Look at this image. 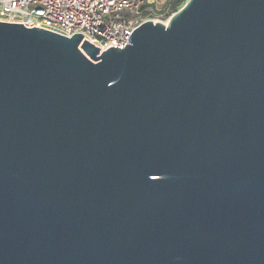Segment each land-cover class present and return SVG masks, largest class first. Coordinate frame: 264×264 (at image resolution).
<instances>
[{
  "label": "water",
  "instance_id": "1",
  "mask_svg": "<svg viewBox=\"0 0 264 264\" xmlns=\"http://www.w3.org/2000/svg\"><path fill=\"white\" fill-rule=\"evenodd\" d=\"M0 264H264V0L105 51L0 21Z\"/></svg>",
  "mask_w": 264,
  "mask_h": 264
},
{
  "label": "built area",
  "instance_id": "2",
  "mask_svg": "<svg viewBox=\"0 0 264 264\" xmlns=\"http://www.w3.org/2000/svg\"><path fill=\"white\" fill-rule=\"evenodd\" d=\"M175 0H0V21L65 37L81 34L105 51L125 48L148 21L167 23Z\"/></svg>",
  "mask_w": 264,
  "mask_h": 264
},
{
  "label": "trees",
  "instance_id": "3",
  "mask_svg": "<svg viewBox=\"0 0 264 264\" xmlns=\"http://www.w3.org/2000/svg\"><path fill=\"white\" fill-rule=\"evenodd\" d=\"M187 0H175L174 1V6L175 8L178 10L180 9L181 7L184 6V4L186 3Z\"/></svg>",
  "mask_w": 264,
  "mask_h": 264
},
{
  "label": "rangeland",
  "instance_id": "4",
  "mask_svg": "<svg viewBox=\"0 0 264 264\" xmlns=\"http://www.w3.org/2000/svg\"><path fill=\"white\" fill-rule=\"evenodd\" d=\"M187 1H188V0H187ZM187 1H186V2H187Z\"/></svg>",
  "mask_w": 264,
  "mask_h": 264
}]
</instances>
